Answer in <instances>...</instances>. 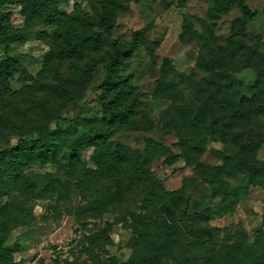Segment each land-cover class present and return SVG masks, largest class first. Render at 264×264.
Returning a JSON list of instances; mask_svg holds the SVG:
<instances>
[{
    "label": "rangeland",
    "instance_id": "374dc122",
    "mask_svg": "<svg viewBox=\"0 0 264 264\" xmlns=\"http://www.w3.org/2000/svg\"><path fill=\"white\" fill-rule=\"evenodd\" d=\"M94 1L97 2H91L95 3ZM222 1L225 0H138L129 3L127 9L122 11L112 33L113 38L131 40L135 31L147 29L141 48L134 53L124 69L137 90L145 93V96L142 98L139 114V129L128 131L124 127L112 136L106 151H115L118 143L127 146L139 159H145L143 162L147 167L149 180L124 190L123 180H131L137 168L131 167L124 173L111 169L110 172H117V176L112 177L100 171L93 173L97 170L93 160V147L81 153L79 169L73 171L74 175H70L71 177L64 175L69 174L66 173L67 153H61L64 161L61 164L37 160L25 170V175H28L27 185L36 179L40 188L49 179H54L56 188L50 192H41L40 189L25 190V182L23 185H13L10 197H3L0 201V208L6 206L3 210L5 219L12 215L13 218L19 216L23 209L26 210L20 217V222L27 219L28 223H18L5 244L13 249L16 264L128 262L134 254V247L151 242L156 236L154 232H158L155 227L152 233L143 238V229L138 230L132 224V214H147L143 190L150 187L153 181L161 184L166 191L183 188L185 196L193 199L188 217H183L185 202L172 207L176 222L182 230L176 249L179 257L176 261L162 259V264H205L202 259H196L197 247L194 244L188 245L193 239V232L199 227L211 229L218 244L213 264H252L257 253L264 250V177L254 184L246 175L224 177V186L216 193L215 187L201 177L207 166L215 168L222 164V160L211 150H222L224 146L214 140H210L207 152L198 159L196 165L183 158L173 164L166 161L165 152H181L180 135L166 129V121L177 118L179 112L189 109L194 98V84L212 77L216 70H222L215 63V53L228 47L227 41L236 32L241 21L246 23L244 40L249 49L264 52V0L246 1L255 13L252 19H247L236 3L228 6V11H223L225 5ZM76 3H80L86 11L93 12L89 0H70L62 5V10L70 13ZM9 10L13 13V25L17 28L24 27L21 6L12 5ZM185 16H190L193 27L192 33L186 36L187 42L181 38ZM53 30V27L35 21L27 26L25 41L12 44L9 49L0 47L1 58H17L34 78L25 80L22 73L15 72L10 79L13 91L31 86L35 79L40 78L45 57L51 49L50 40L46 36ZM165 59H169L184 77L194 76V82L181 80L180 95L175 101L155 95L159 82L171 81L165 68ZM81 66L80 63L66 62L59 70L58 63L53 65V71L44 79L49 90L43 95L41 103L36 104L61 105L54 101L51 94L56 86L57 74L61 72L66 77L71 74L75 76ZM230 73L236 84L242 85L240 92L247 94V87L252 86L256 80L255 69L247 67ZM102 79L103 72L87 88L86 98L82 102L62 110L63 120L59 124L63 130L69 128L77 115L87 114L86 108H92L98 101L102 92L98 86ZM39 112L44 113L43 110L39 111L38 105V116ZM150 119L155 126L154 129L147 130ZM50 123L51 128H57L56 120ZM36 137L26 138L25 143L31 145ZM149 139L158 143L151 146V157L145 152ZM10 142L12 146L16 145L19 138L11 137ZM160 146L168 148V151ZM229 152L233 154L235 149L230 148ZM258 159L264 162V144L258 151ZM81 178L90 180L91 184L79 186L77 181ZM118 190L121 194L115 197L108 212L92 210V203ZM9 208H12L10 213ZM205 216L206 221H199ZM142 239L144 240L141 241ZM159 241L162 243L160 239Z\"/></svg>",
    "mask_w": 264,
    "mask_h": 264
},
{
    "label": "trees",
    "instance_id": "16d2710c",
    "mask_svg": "<svg viewBox=\"0 0 264 264\" xmlns=\"http://www.w3.org/2000/svg\"><path fill=\"white\" fill-rule=\"evenodd\" d=\"M69 1L0 0V47L9 49L12 44L25 41L27 26L32 22L54 28L46 36L50 40L51 49L45 57L44 68L40 78L35 79L31 86L13 91L10 79L15 72L22 73L25 80L34 78L17 58L0 57V201L3 197H10L13 185H23L25 182V190H54V179H49L40 188L36 179L28 186V175H25L27 167L39 159L61 164L64 162L61 153L65 152L68 155L66 173L69 174L64 175L71 177L73 171L79 169L81 153L89 147L94 148L93 160L97 166L93 173L100 171L112 177L117 176V172H110L111 169L124 173L131 167L137 168L131 180H123L124 190L149 180L143 162L145 159H139L127 146L118 143L115 151H106L112 136L121 129L127 127L126 130L134 131L140 127L139 114L145 93L137 90L124 69L134 53L141 48L147 29L135 31L132 39L127 41L112 37L122 11L127 9L129 3L138 0H97L95 3L89 0L93 12L86 11L80 3H76L74 10L68 13L62 10V5ZM225 1H222L225 5L223 11H228V6L236 3L247 19L255 17L247 0ZM17 4L21 6V14L25 19L22 28L13 25V13L9 10L10 6ZM245 24V21H241L236 32L228 39V47L215 53V63L222 70H216L212 77L194 84V98L189 109L179 112L177 118H169L165 124L166 129L180 135L181 143L180 153L165 152L169 164L183 158L196 165L198 159L207 152L210 140L223 144L222 150H211L222 160V164L215 168L207 166L201 176L215 187L216 193L223 188L224 177L246 175L253 184L264 177V162L258 159V151L264 144V52L249 49L244 40ZM192 28L190 16H185L181 35L184 42L188 41L186 36L192 33ZM66 62H76L82 66L75 76L71 74L66 77L60 72L55 78L56 86L51 94L54 101L63 106L36 104L41 103L43 95L49 90L44 79L53 71L52 66L58 63L60 70ZM247 67L255 69L256 80L252 86L247 87L246 94L240 92L242 85L236 84L230 72ZM165 68L171 81L159 82L155 95L175 101L180 95L181 80L194 82V76L184 77L169 59H165ZM101 72L103 79L98 87L102 92L98 101L92 108H86L87 114L77 115L69 128L63 130L59 124L63 120L62 110L82 102L86 98L87 88L94 84ZM38 105L39 111H44L42 114L39 112V116L36 113ZM52 120L57 121V128H51ZM154 126V121L150 119L146 129H154ZM14 136L19 138V142L12 146L10 139ZM33 136L37 137L31 145H27L25 139ZM155 144L158 145L155 140H148L145 152L149 157L152 156L151 146ZM230 148L235 149L233 154H230ZM164 149L168 151V148ZM143 157L148 158L147 155ZM77 184L90 185L91 181L81 178ZM143 192L147 214H132V224L138 230L143 229V238L152 233L155 227L158 232H154L156 236L151 242L134 247L133 256L123 264H162V259L176 261L179 257L176 249L182 230L176 222L172 207L185 202L183 217H188L193 199L185 196L183 188L166 191L156 181ZM120 194L118 190L99 198L92 203V210L108 212L115 197ZM4 209L6 206L0 208V264H16L13 249L5 244L18 223H28L27 219L20 222L26 210L23 209L19 216L13 218L12 215L5 219ZM11 211L12 208H9V213ZM206 220L207 216L199 221ZM193 244L198 249L196 259H202L205 264L215 262L218 244L211 229L199 227L188 243L190 246ZM252 264H264V250L257 253Z\"/></svg>",
    "mask_w": 264,
    "mask_h": 264
}]
</instances>
